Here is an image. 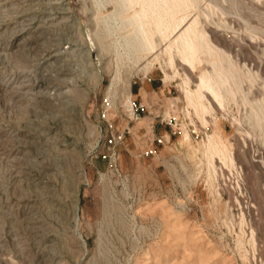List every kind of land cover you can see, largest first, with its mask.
Here are the masks:
<instances>
[{
  "label": "rangeland",
  "instance_id": "rangeland-1",
  "mask_svg": "<svg viewBox=\"0 0 264 264\" xmlns=\"http://www.w3.org/2000/svg\"><path fill=\"white\" fill-rule=\"evenodd\" d=\"M5 1L0 0V264H264L261 163L249 165L241 186L228 171V178L243 189L232 193L224 189L218 196L200 178L195 181L199 186L194 183L195 172L189 171L193 176L182 171L169 175L163 159L156 162L155 157H141L156 137L169 140L171 136L163 158L173 170L179 165L178 157L189 166L199 162L188 155L187 143L180 142L184 132L190 134V146L197 147L202 141H195L188 129L172 135L158 118L180 113L186 125L203 131L210 127L207 135L213 132L192 109V120L187 115L181 77L167 79L159 66L146 77L143 73L133 77V100L146 107L140 124L130 122L121 92L112 98L113 108L107 111L111 77L103 73L100 83L94 73L107 66L116 69L120 39L112 36L102 55L97 51L88 55L85 38L88 30L96 32L97 17L107 33L105 17L113 14L114 6L106 0H99L98 5L79 0L74 15L40 19L33 14L34 9H42L36 4L39 0L12 5ZM20 5H28L30 15L20 19L21 26L13 30L9 21L21 10ZM252 22L264 25L257 18ZM209 26L214 25H208V30ZM32 28L41 38L29 44L34 38L26 31ZM13 36L27 37L26 48L7 56L4 49ZM217 38L231 56L245 62L262 56L244 33L237 36L232 29H219ZM136 69L125 57L122 88ZM246 109L231 104L228 112L217 111L227 139L238 151L240 135L232 120L242 118L245 123V112L250 110ZM104 115L121 130L128 126L132 130L119 148V167L127 181L113 175L107 162L97 157L106 136ZM225 207L230 217L216 218L215 212ZM241 213L246 216L245 224ZM252 228L255 246L248 243Z\"/></svg>",
  "mask_w": 264,
  "mask_h": 264
},
{
  "label": "bare ground",
  "instance_id": "bare-ground-1",
  "mask_svg": "<svg viewBox=\"0 0 264 264\" xmlns=\"http://www.w3.org/2000/svg\"><path fill=\"white\" fill-rule=\"evenodd\" d=\"M15 1L28 4V1L24 0V2L22 0H8L5 1V5L17 3ZM78 1L39 0L36 1V4L42 9L39 11L34 9L33 14L39 15L40 19L47 15H74L73 11L77 12L79 5ZM228 1L106 0L115 8L112 15L105 17L107 18L104 21L107 33L101 29V18L97 17L95 19L97 27L94 29L96 32L88 30V37L85 38L88 55H92L95 51L102 55L106 51L107 40L112 36H119L116 69L110 70V67L107 66L98 70L95 67L97 72L94 74L100 83L105 78L103 73L106 74L107 72L110 75L111 84L108 87L107 96L114 100L115 96L121 92L122 105L130 115V107L134 97L131 91L133 77L139 76L140 73L146 77L159 66L167 79L178 77L183 79L180 86L184 102L187 105V115L192 120L191 111H193L204 127L212 126L213 132L207 135V138L200 142L197 147L188 144L191 137L186 132L183 133L180 143L182 145L187 143L188 155L199 159V162L195 164L197 167L194 171V177H197V179L194 178L195 181L200 178L207 189L211 193L219 194L218 196H221V187L228 185L227 181L230 180L227 176L228 171L231 176H236L237 180L235 181L238 186H241L244 182L243 177L249 170V165L254 166L256 163H261L264 166V25L257 26L252 22L253 18H257L261 22L264 21V12L262 11V9L264 10V0ZM93 2L97 5L100 3L99 0H93ZM227 2L229 5H225V7L224 3ZM20 6L22 7L18 13L22 14L19 15L16 11V17L9 21L13 30L21 26L20 19L30 15L28 5ZM44 8L51 10L47 11ZM214 13L219 15H214ZM95 15L99 14L95 11ZM110 22H114L115 25H111ZM50 24L48 23L49 27L43 26L52 28V23ZM208 25L214 26H209L210 30H208ZM37 29L41 30L42 28L38 27ZM219 29H232L237 36L244 33L245 37L251 41L252 47H257L262 53L260 59L257 61L247 59L245 62L240 59L241 57L231 56L230 51L217 38ZM34 31L37 30L32 28L26 31V35L30 32L28 35L34 38L30 41L26 39L27 37L21 40L19 36H13L14 38L8 47L4 49L7 56L13 55L11 54L13 51L24 50L27 41L32 44L40 40L41 36H36ZM100 56L97 57L99 60L101 59ZM125 57H128V60L131 59L137 69L126 86L122 88L120 84L122 80L121 67L125 63ZM178 60L182 62L180 63L182 70L179 69ZM48 61L50 60H45L44 63ZM182 72L185 77L182 76ZM192 84H195V89L192 88ZM231 104L238 105V107L242 105L250 109H246L249 112H245V123H243L244 119L242 120V118L232 117L234 118L232 120L234 128L240 135L241 150L239 151L235 144L227 139L217 115V111L228 112ZM222 116L225 115L222 114ZM227 118L229 119V116ZM140 123L142 120L138 122V124ZM164 151L165 149L155 160L159 162L163 159V163L172 171L174 166L166 158H163ZM138 167L141 171L140 164ZM240 189L242 188L240 187ZM235 198L237 199V197ZM228 208L225 207L219 213L215 212L216 218H222L224 214L227 220V216L230 217ZM231 216L233 219L234 216ZM245 217L242 216V222L246 220ZM204 220H207L206 214H204ZM255 241V230L253 229L248 243L255 246Z\"/></svg>",
  "mask_w": 264,
  "mask_h": 264
},
{
  "label": "built area",
  "instance_id": "built-area-1",
  "mask_svg": "<svg viewBox=\"0 0 264 264\" xmlns=\"http://www.w3.org/2000/svg\"><path fill=\"white\" fill-rule=\"evenodd\" d=\"M105 104H106L107 111L112 110L113 108L112 98L108 97L107 99H105ZM130 109H131L130 110L131 115L129 114L130 122L138 123L139 121L144 119V117L142 116V112L146 110V107L144 104L137 103L136 100L132 99V104H131ZM103 118H104V121L106 122L105 124L106 136L105 138H103L101 145L99 144L100 151L98 152L97 157H100L102 158L103 161L107 162L109 171L113 175H117L120 179H124L125 181L127 176H124L122 174V171L119 167V160H120L119 148L124 145L127 135L130 134L132 130L130 129L129 126L121 130L115 125L114 121L109 120L106 117V115H104ZM158 118H160V124L165 125L166 127L170 128L172 135L174 136L179 135L182 133V131L184 132V131H187L188 129L191 132L192 136L194 137L195 141H203L207 137V131L210 128L208 127L206 128L205 131H203L204 129L198 130L196 126L193 124L186 125L181 114L175 113V112L169 115L163 116V117L158 116ZM170 142H171V136L169 140L165 139L164 136L156 137L152 141L151 146L148 147L142 153L141 157H144V158L158 157L159 155L162 154L163 150L168 146ZM177 162H179V165H177L176 170H172V171H170L169 169H168L169 171L167 170V173L169 175L170 173H174V171H182L187 176L192 175V174L194 175V171H196L197 169L195 165L196 163L189 166L188 164L185 163V161L182 162V159L180 157H178ZM181 165H184L185 167H181ZM189 171H193L192 174L189 173ZM176 173L179 176H181L179 172H176ZM193 181L195 184H197L194 179ZM227 183L228 185H223L221 187V190H224V189L234 190V191H231V193L235 191L236 192L241 191V189H239L237 185L233 183L232 181L228 180ZM197 185L199 186V184ZM180 206L183 207L182 205Z\"/></svg>",
  "mask_w": 264,
  "mask_h": 264
},
{
  "label": "crops",
  "instance_id": "crops-1",
  "mask_svg": "<svg viewBox=\"0 0 264 264\" xmlns=\"http://www.w3.org/2000/svg\"><path fill=\"white\" fill-rule=\"evenodd\" d=\"M141 95V94H140Z\"/></svg>",
  "mask_w": 264,
  "mask_h": 264
}]
</instances>
